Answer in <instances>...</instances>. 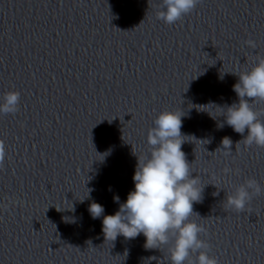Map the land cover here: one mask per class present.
Here are the masks:
<instances>
[{
  "label": "water",
  "instance_id": "obj_1",
  "mask_svg": "<svg viewBox=\"0 0 264 264\" xmlns=\"http://www.w3.org/2000/svg\"><path fill=\"white\" fill-rule=\"evenodd\" d=\"M259 111L264 113V109ZM223 125L184 139L182 144L192 163V176L198 175L199 186L204 187L202 202L193 204L199 216L190 219L205 228L201 239L208 242L209 255L219 264H264V192L253 196L242 213L225 208L226 194L248 178L264 189V147L245 145L241 140L247 130L242 136ZM224 137L233 142L228 156L217 150ZM145 156L0 216V264H170L167 246L161 251L146 249L142 233L134 239L118 236L115 241H105L102 232L103 215H114L126 202L135 188L138 160ZM225 168L231 171L225 173ZM217 192L219 195H214ZM92 202L104 207L101 217L90 215Z\"/></svg>",
  "mask_w": 264,
  "mask_h": 264
},
{
  "label": "clouds",
  "instance_id": "obj_2",
  "mask_svg": "<svg viewBox=\"0 0 264 264\" xmlns=\"http://www.w3.org/2000/svg\"><path fill=\"white\" fill-rule=\"evenodd\" d=\"M199 2L160 0L156 18L173 25L192 12ZM245 44L253 50L257 48L254 40L249 39ZM235 75L238 81L233 85V91L239 102L226 107L225 122L242 136L247 130L241 140L245 145L264 147V119H261L264 113L254 108L255 103L264 102V55L257 54L250 70ZM20 95L19 91L6 92L0 101V114L18 112ZM183 115L179 111L165 110L154 120L147 135L149 154L138 160L133 176L135 188L128 194L126 202L120 204L119 210L114 215H103L104 207L92 202L88 211L93 219L103 215L105 241H115L118 236L134 239L142 233L146 238V249L161 251L167 246L170 264H219L217 258L209 255L208 242L201 239L205 228L190 219L193 215L199 216L193 211V204L202 202L204 187L199 186L201 178L198 175L192 176V163L182 151L185 142L181 133ZM232 143L229 137H224L217 150L231 155ZM5 158V143L0 140V168ZM230 171L224 169L225 173ZM262 192L264 189L260 184L254 178H248L235 186L231 194H226L225 208L242 213L253 196ZM114 201L119 203V197L115 196Z\"/></svg>",
  "mask_w": 264,
  "mask_h": 264
}]
</instances>
